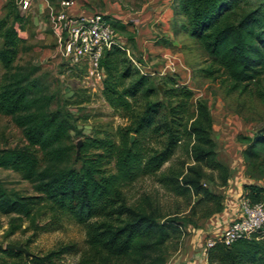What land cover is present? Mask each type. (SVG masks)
<instances>
[{
    "label": "trees",
    "instance_id": "obj_1",
    "mask_svg": "<svg viewBox=\"0 0 264 264\" xmlns=\"http://www.w3.org/2000/svg\"><path fill=\"white\" fill-rule=\"evenodd\" d=\"M173 9L179 30L198 42L210 58L209 67L203 70L206 75L225 71L233 87L264 76V0H173ZM26 22L27 17L15 8L0 21V63L6 69L4 78L0 75V115L13 117L25 137L24 144L0 148V168L20 173L34 185L36 193L21 195L5 188L0 180V213L15 215L12 229L16 220L35 224L43 206L70 214L86 230L88 245L82 264H167L168 243L182 235L184 226L198 227L200 220L224 210L223 189L231 168L219 159L209 106L200 101L197 113L187 115L194 92L190 85L181 83L189 89L176 87L180 81L175 74L162 75L164 82L154 83L156 75L142 72L125 45H113L101 59L105 72L102 92L113 109L131 115L132 126L118 142L87 137L78 154L72 132L80 136L81 131L67 99L60 102L48 91L38 66L14 65ZM158 93L165 100L150 98ZM181 96L184 98L179 99ZM140 97L146 102L137 112L134 107ZM258 129L253 137L242 138L244 160L252 177L256 173L264 176V132ZM131 133L142 138L156 134L165 141L161 149L149 150L138 138L131 142ZM185 134L192 139L185 148L189 160L178 169L162 172ZM207 168L217 175L208 173ZM146 175L158 177L166 190L184 198L188 214L162 213L150 202L128 204L126 186ZM245 188L252 202L264 201L263 186L248 184ZM200 208L201 216L193 218ZM72 247L26 255L0 246V258L4 264L7 257L53 264L54 258ZM206 254L207 264H264V232L238 239L230 246L209 247Z\"/></svg>",
    "mask_w": 264,
    "mask_h": 264
},
{
    "label": "rangeland",
    "instance_id": "obj_2",
    "mask_svg": "<svg viewBox=\"0 0 264 264\" xmlns=\"http://www.w3.org/2000/svg\"><path fill=\"white\" fill-rule=\"evenodd\" d=\"M15 1L0 0V21L13 8L27 17L25 29L21 30L23 40L18 46L14 65L15 67L38 66L39 75L42 76V81L48 91L55 94L60 102L67 99L68 108L78 117L77 130L81 131L80 136L75 131L72 132L75 150L78 151L77 143L86 140L89 136L108 137L118 142L121 136L125 135L122 133L132 126L131 115L115 110L107 103L102 92L103 84L91 75L87 62H73L57 51L55 40L50 36L51 32L46 26L48 10L45 1L33 0L32 7L26 12H21L16 7L17 5L15 6ZM90 1L99 5L98 0ZM117 1L124 8L128 5L134 7L137 3V0L132 3L128 0H109L108 3L111 5ZM178 39L182 46H172L170 51L160 55L161 61L164 59L166 62V55L174 57L177 68L173 74L177 75L175 79L180 81L176 87H185L181 83H187L195 92L189 99L187 115L197 113L195 107L200 101L209 106L214 125L213 137L217 143L219 159L229 163L231 154L244 146L242 138L253 137L254 132L264 125V76L257 82L233 87L225 71L218 70L212 75H206L203 72L209 67L211 61L198 42L186 35H181ZM2 45L3 38L0 30V48ZM137 59L141 62L144 71L151 70L156 73V76H153L154 83L164 82L158 74L160 71L157 69L158 65L151 64L147 59L143 60L138 57ZM5 74L6 69L0 63L1 77L4 78ZM170 85L172 86L166 83L167 87ZM160 87H162L161 84ZM150 98L165 100L162 93L152 95ZM183 98L179 97V99ZM145 102L146 99L140 97L138 105L134 107L135 110L137 112L142 110ZM137 138L149 150L161 149L165 141V137L156 134H151L148 138L136 136L134 141ZM182 139V142L178 144L176 154L170 162L165 164L162 172L172 167L178 169L183 161L189 160L185 148L186 143L191 142L192 139L190 140L186 134ZM24 142L23 129L15 123L13 117L0 115V148L21 145ZM207 171L217 175V172H213L210 168H207ZM255 177L259 179L257 181L259 185H264L263 175L256 173ZM157 179L156 176L146 175L126 186L124 192L128 204L136 206L147 205L150 202L162 213L187 215L189 211L187 201L166 190ZM0 180L5 188L21 195L36 193L34 185L14 170L0 168ZM206 182L204 180V183ZM201 214L202 208L193 218ZM14 216L0 213V246L6 248L8 243L22 244L30 253L45 255L51 250H59L62 246L73 245L70 251L54 258L53 264H82V255L88 245L86 230L85 226L70 214L54 211L51 206H43L37 212L35 224L32 225L27 220H16L13 222L15 229H12L11 223ZM209 224L210 219H207L200 220L198 227L187 225L185 228L184 226L182 235L168 243L167 264H204L200 244L203 243L201 237L207 239L212 234L208 233L210 228L207 225ZM201 228L209 235L198 236L197 231ZM4 261L0 258V264H4ZM6 261L7 264H13L15 261L31 264V258L27 257H22V259L7 257Z\"/></svg>",
    "mask_w": 264,
    "mask_h": 264
},
{
    "label": "crops",
    "instance_id": "obj_3",
    "mask_svg": "<svg viewBox=\"0 0 264 264\" xmlns=\"http://www.w3.org/2000/svg\"><path fill=\"white\" fill-rule=\"evenodd\" d=\"M56 1V0H55ZM76 5L72 8L74 13H103L112 22L117 38L127 47L128 55L131 59L138 62V58L148 60L151 64L158 65L159 70L163 68L165 60L161 61V56L170 51L172 46H182L179 41L181 35L188 36L183 30H179L174 20L173 0H137L133 7H122L119 1L109 5V0H98L99 5L90 0H76ZM134 2L135 0H128ZM103 4V6H102ZM53 37L52 35H50ZM54 39V38H53ZM55 40V39H54ZM57 51L61 54L59 45L55 41ZM147 62V61H146ZM141 66V62H138ZM142 72L152 73L151 70ZM244 146L235 150L231 154V177L228 185L223 189L225 195L224 210L210 218L211 236L221 232L230 222L237 218L238 199L245 194V186L248 184H258L259 180L248 173L247 165L243 156ZM263 179V178H260ZM259 185V184H258ZM264 187V185H261ZM197 235L209 234L201 228ZM208 236V237H211ZM202 238V242L206 239ZM203 243L200 244L202 254L204 251ZM204 264L205 256L203 254ZM194 264V263H193Z\"/></svg>",
    "mask_w": 264,
    "mask_h": 264
},
{
    "label": "built area",
    "instance_id": "obj_4",
    "mask_svg": "<svg viewBox=\"0 0 264 264\" xmlns=\"http://www.w3.org/2000/svg\"><path fill=\"white\" fill-rule=\"evenodd\" d=\"M48 10L47 28L59 45L61 55L73 62L85 61L90 73L103 84L105 72L101 67L104 51L113 45L123 47L119 41L111 20L103 13H74L72 8L76 0H42ZM21 12L30 10L33 0L15 1ZM133 63L142 71L141 65L134 59ZM177 63L171 55H166V62L158 72L159 76L176 72ZM156 75L155 72L151 73ZM187 84V83H184ZM188 85V84H187ZM191 87V86H190ZM239 215L221 232L208 237L203 245L205 261L206 249L217 244L230 246L241 238H250L254 234L264 232V201L252 202L245 194L238 199Z\"/></svg>",
    "mask_w": 264,
    "mask_h": 264
},
{
    "label": "water",
    "instance_id": "obj_5",
    "mask_svg": "<svg viewBox=\"0 0 264 264\" xmlns=\"http://www.w3.org/2000/svg\"><path fill=\"white\" fill-rule=\"evenodd\" d=\"M258 132H264V125L258 129ZM135 138V134H131L130 141L133 142ZM82 141H79L77 143L78 151L77 153H80V147H81ZM6 248L16 249L18 251L24 252L26 255L30 253V251L22 244H14V243H8L6 245Z\"/></svg>",
    "mask_w": 264,
    "mask_h": 264
}]
</instances>
